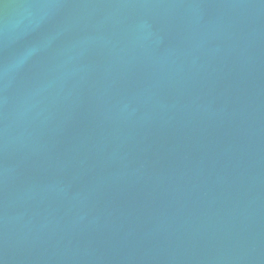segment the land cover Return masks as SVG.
<instances>
[{
  "label": "water",
  "instance_id": "1",
  "mask_svg": "<svg viewBox=\"0 0 264 264\" xmlns=\"http://www.w3.org/2000/svg\"><path fill=\"white\" fill-rule=\"evenodd\" d=\"M0 264H264V0H0Z\"/></svg>",
  "mask_w": 264,
  "mask_h": 264
}]
</instances>
